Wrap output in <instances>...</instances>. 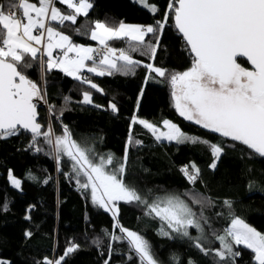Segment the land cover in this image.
Returning a JSON list of instances; mask_svg holds the SVG:
<instances>
[{"label": "snow or ice", "instance_id": "6c2138e0", "mask_svg": "<svg viewBox=\"0 0 264 264\" xmlns=\"http://www.w3.org/2000/svg\"><path fill=\"white\" fill-rule=\"evenodd\" d=\"M136 2L153 14L159 11L149 0ZM56 3L57 0H9L7 6L0 4V139L16 136L23 130L31 134L29 148L44 152L40 146L42 140L48 146L45 154L55 160L57 171H61L66 162L71 168V173L65 174L66 178L75 179L78 189L85 192L90 189L93 205L111 213L113 229H117L119 235L105 232L108 259L104 264H109L113 255L114 241L126 242V264L127 261L133 264H182L175 253L167 261L158 259L141 234L124 227L118 219V202L140 208L146 218L158 224V235L187 242L191 249L206 258L211 257L212 264H237L242 255L241 246L252 254V264H264V233L237 216L230 199L222 201L227 210V226L219 230L213 226L207 210L214 209L217 202L196 189L195 185L202 181L200 169L194 162L180 168L187 183L183 190H142L129 184L126 182L129 148L142 146V142L134 138L131 126L123 157L99 154L92 145L74 139L72 130L60 120L68 109L62 106L57 114L56 107L48 103L46 89V74L56 69L103 94V89L81 73L86 71L96 76L134 73L141 62L129 53L140 51L141 55L154 59L159 44L157 33L171 19L184 42L190 66L184 71L173 72L151 63L144 67L169 84L172 106L179 116L223 140L212 143L189 135L167 119L162 121L167 129L165 132L135 115L131 118L132 124L142 125L157 142L205 145L213 157L209 165L213 170L225 148L236 144L264 158V0H169L164 19L157 20L155 25L120 22L118 27H112L96 21L90 30V39L97 41L99 48L74 44L70 36L55 26L63 27L65 22L74 25L77 17L87 16L93 6L90 0H58L66 6L67 12L61 11ZM77 34H80L79 29ZM148 34L156 38L155 44L145 40ZM123 38L136 43H129L128 49H117L108 44L110 40ZM141 45L143 49L139 47ZM242 60L251 67H245ZM36 64L39 65L41 83L31 79L26 72ZM149 79L151 77L146 76L145 83ZM143 94L144 88H141L137 107ZM63 99L65 105L70 102L68 96ZM37 101L48 105L46 125L38 119ZM80 103L103 107L93 103L88 91L82 93ZM108 108L113 114L118 113L115 103L109 102ZM53 117L60 124L59 134L53 127ZM224 141L232 143L226 145ZM8 178L14 187H21V181L11 171ZM29 178L36 179L31 174ZM0 209L6 211L7 204H0ZM213 215L220 217L223 214L213 212ZM25 219L30 217L25 216ZM191 230H195V235ZM24 235L30 238L32 233L26 231ZM93 243L99 247L101 241L95 239ZM213 244L219 246L213 247ZM77 248V244L69 242L62 256L57 259L44 257L37 264H63ZM0 264L11 262L0 258ZM186 264L197 262L188 257Z\"/></svg>", "mask_w": 264, "mask_h": 264}, {"label": "trees", "instance_id": "16d2710c", "mask_svg": "<svg viewBox=\"0 0 264 264\" xmlns=\"http://www.w3.org/2000/svg\"><path fill=\"white\" fill-rule=\"evenodd\" d=\"M37 2V0H33ZM92 8L87 16L77 17L76 24L65 22L64 26L55 25L70 36L72 42L78 45H94L90 39V30L94 22L100 21L112 27H118L120 22L133 25H155L157 20H163L168 10L169 0H149L159 11L156 14L140 6L136 0H90ZM9 0H0L7 6ZM64 12L69 11L65 5L56 3ZM77 29L79 33L77 34ZM157 45L154 59L141 55L140 51L129 54L141 64L135 67L134 73H114L113 75L96 76L87 74L96 83L103 94L91 89L87 84H81L59 70L53 69L46 74V89L48 103L56 107L57 114L62 106L64 111L60 120L72 130L74 139L81 143L92 145L99 154L112 153L123 157L130 126L135 139L142 146L129 148L126 182L140 189L151 188L183 190L187 187L186 180L180 168L194 162L200 169L201 181L195 187L207 193L216 202L214 209L207 210L212 218L213 226L222 229L227 226V210L222 201L230 199L234 213L243 218L257 231L264 233V158L258 157L244 146L236 144L226 147L217 161L215 170L209 167L213 162L210 149L203 144H176L174 142H157L155 136L140 124H132L133 115L162 128V121L167 119L175 123L184 133L204 138L212 143H219L223 138L208 130L200 128L179 116L172 106L171 88L169 84L155 73L150 72L145 64H153L169 72L184 71L190 66V58L184 50V42L178 35L171 19L165 22L163 29L157 33ZM145 40L153 44L156 38L152 34ZM126 39L110 40L108 44L114 48L128 49ZM143 49V46H139ZM245 67L249 65L241 61ZM31 79L41 83L39 65L26 70ZM84 75V74H82ZM151 76L156 80L147 81ZM141 88L143 97L137 107V99ZM92 94L93 105L80 103L82 93ZM70 97L65 105L63 97ZM109 102L115 103L118 113L113 114L108 108ZM48 105L40 102L37 106L39 121L47 124L49 119ZM53 127L59 134L60 124L52 118ZM31 136L21 132L16 136L0 139V204H7V210L0 209V258L11 264H37L44 257L57 259L64 254L69 242L78 245L77 250L69 254L63 264H104L108 259V238L105 232H115L111 213L94 206L90 190L78 189L75 179L66 178L71 173L70 166L65 162L62 170L57 171L55 160L46 155L48 146L40 141L44 152H36L29 148ZM224 143L231 144L230 141ZM66 161V158H65ZM145 169L147 171H145ZM21 181L19 190L10 187L8 174ZM29 174L35 177L29 178ZM47 179L48 182L43 181ZM119 204V222L126 228L141 234L151 245L156 257L167 261L175 253L180 256L182 264L192 257L197 264H212L211 257H204L191 249L187 242L168 240L158 235V224L146 218L143 211L136 206ZM213 212H220V217ZM29 216L30 219H25ZM29 231L31 237H25ZM195 235V230H191ZM101 241L99 247L93 240ZM218 247V244H213ZM114 252L109 264H126V242H113ZM241 257L237 264H252L250 251L239 249ZM127 264H133L127 261Z\"/></svg>", "mask_w": 264, "mask_h": 264}, {"label": "crops", "instance_id": "0c3cea01", "mask_svg": "<svg viewBox=\"0 0 264 264\" xmlns=\"http://www.w3.org/2000/svg\"><path fill=\"white\" fill-rule=\"evenodd\" d=\"M58 1V0H57ZM123 39H126L127 40V38H123ZM92 42L93 43H95L94 45H83V46H85V47H92V48H95V47H100V45L98 44V42L97 41H93L92 40ZM59 52V50H57V53ZM71 55V54H70ZM86 63H87V61H86ZM87 64H89V63H87ZM90 65V64H89ZM81 74H84L83 76H86L87 74H88V72H86V71H84V72H82ZM89 74H92V73H89Z\"/></svg>", "mask_w": 264, "mask_h": 264}, {"label": "rangeland", "instance_id": "374dc122", "mask_svg": "<svg viewBox=\"0 0 264 264\" xmlns=\"http://www.w3.org/2000/svg\"><path fill=\"white\" fill-rule=\"evenodd\" d=\"M139 4H140V3H139ZM140 6H141V4H140ZM143 8H144V7H143ZM146 9H147V8H146ZM95 48H96V47H95ZM87 63L91 64V63L88 62V61H87ZM150 77H151V76H150ZM148 81H153V82L155 81V82H156V80H155L154 78H152V77H151V79H149ZM160 131H161V132H165V131H167V129L164 128L163 125H162V128L160 129ZM166 142H168V141H166ZM8 180H9V178H8ZM9 184H10V187L16 188V187H14V186L11 184L10 180H9ZM16 189L19 190L20 188H16ZM89 190H90V189H89ZM90 195H91V192H90Z\"/></svg>", "mask_w": 264, "mask_h": 264}, {"label": "water", "instance_id": "95a60500", "mask_svg": "<svg viewBox=\"0 0 264 264\" xmlns=\"http://www.w3.org/2000/svg\"><path fill=\"white\" fill-rule=\"evenodd\" d=\"M243 61L246 62V60H243ZM246 63H247V62H246ZM249 67H251V66L249 65ZM40 102H41V101H37V102H36V103H37V106L40 104ZM21 132L27 133L29 136H31V134L28 133V132H25V131H23V130H21ZM212 134H214V133H212ZM214 135H217V134H214Z\"/></svg>", "mask_w": 264, "mask_h": 264}, {"label": "built area", "instance_id": "2783aa9c", "mask_svg": "<svg viewBox=\"0 0 264 264\" xmlns=\"http://www.w3.org/2000/svg\"><path fill=\"white\" fill-rule=\"evenodd\" d=\"M96 48H99V47H96ZM58 53H59V52H58ZM58 53H57V54H58ZM88 62H90V63H91V61H88Z\"/></svg>", "mask_w": 264, "mask_h": 264}]
</instances>
